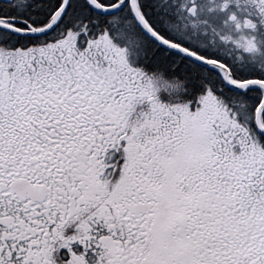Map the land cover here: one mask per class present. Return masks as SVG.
I'll return each mask as SVG.
<instances>
[{"label":"snow or ice","instance_id":"1","mask_svg":"<svg viewBox=\"0 0 264 264\" xmlns=\"http://www.w3.org/2000/svg\"><path fill=\"white\" fill-rule=\"evenodd\" d=\"M0 264H264V0H0Z\"/></svg>","mask_w":264,"mask_h":264}]
</instances>
